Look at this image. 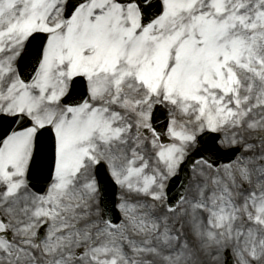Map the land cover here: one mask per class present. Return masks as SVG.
<instances>
[{"label": "snow or ice", "instance_id": "snow-or-ice-1", "mask_svg": "<svg viewBox=\"0 0 264 264\" xmlns=\"http://www.w3.org/2000/svg\"><path fill=\"white\" fill-rule=\"evenodd\" d=\"M0 264H264V0H0Z\"/></svg>", "mask_w": 264, "mask_h": 264}]
</instances>
